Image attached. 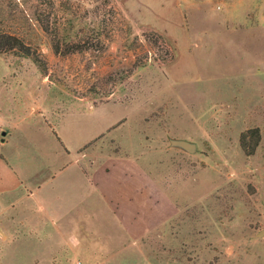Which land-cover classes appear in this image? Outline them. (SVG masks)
<instances>
[{
  "label": "rangeland",
  "instance_id": "obj_1",
  "mask_svg": "<svg viewBox=\"0 0 264 264\" xmlns=\"http://www.w3.org/2000/svg\"><path fill=\"white\" fill-rule=\"evenodd\" d=\"M112 1L105 49L61 55L38 12L65 44L107 0H0V29L40 58L0 53V84L80 163L49 216H0V264H264V0ZM31 130L66 159L44 120Z\"/></svg>",
  "mask_w": 264,
  "mask_h": 264
},
{
  "label": "crops",
  "instance_id": "obj_2",
  "mask_svg": "<svg viewBox=\"0 0 264 264\" xmlns=\"http://www.w3.org/2000/svg\"><path fill=\"white\" fill-rule=\"evenodd\" d=\"M15 93L8 84H0V216L7 214L8 218L15 217L18 212L16 206L30 205L35 208L37 215L45 214L47 217L50 214L47 208V193L59 192L60 186L57 184L62 175L73 176L76 169L80 176V163L73 154L75 149L71 148L64 134L59 132L57 135L53 132L52 127L38 111L33 116L30 114L31 109L27 111L22 101L20 104L16 103ZM43 120L60 144L61 152L66 156L65 160L53 162L42 139L31 130ZM81 182L85 185L83 187H95L85 180ZM84 190L86 189L83 188L82 191ZM72 199L65 201L72 203ZM3 207L5 208L2 209ZM70 207L73 210L77 206ZM57 222L60 225V222ZM122 227L126 232V228ZM117 264H127V261L120 260Z\"/></svg>",
  "mask_w": 264,
  "mask_h": 264
},
{
  "label": "trees",
  "instance_id": "obj_3",
  "mask_svg": "<svg viewBox=\"0 0 264 264\" xmlns=\"http://www.w3.org/2000/svg\"><path fill=\"white\" fill-rule=\"evenodd\" d=\"M37 20L44 31L51 35L53 48L55 53L66 55L72 52H81L85 50L95 49L104 50L106 47V39L111 37L113 31L112 26L108 27L110 23H114V18L121 17V13L114 6L112 0H107L105 5L100 6L95 13V23L97 28H93L94 36H83L78 40H71L64 44L63 40L59 38L60 28L58 26L51 27L49 20H44L43 14L38 12ZM48 17V15H47ZM148 40L149 34L145 33ZM18 50L24 56H32L39 61V54L33 50L32 47L25 43V41L18 35L0 29V53L7 51ZM241 145L247 155H253L257 146L261 141V131L259 127L250 128L241 135Z\"/></svg>",
  "mask_w": 264,
  "mask_h": 264
}]
</instances>
